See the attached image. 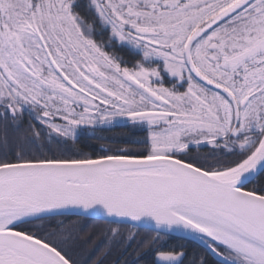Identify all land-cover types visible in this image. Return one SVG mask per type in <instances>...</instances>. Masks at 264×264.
Segmentation results:
<instances>
[{
  "label": "snow or ice",
  "instance_id": "1",
  "mask_svg": "<svg viewBox=\"0 0 264 264\" xmlns=\"http://www.w3.org/2000/svg\"><path fill=\"white\" fill-rule=\"evenodd\" d=\"M210 258L264 264V0H0V264Z\"/></svg>",
  "mask_w": 264,
  "mask_h": 264
},
{
  "label": "trees",
  "instance_id": "2",
  "mask_svg": "<svg viewBox=\"0 0 264 264\" xmlns=\"http://www.w3.org/2000/svg\"><path fill=\"white\" fill-rule=\"evenodd\" d=\"M97 135H101L104 137H107L103 143L106 146L112 147V146H124V144L131 140V139H136L139 138L140 135H142L139 132H135L131 130L130 128H125V127H113V128H108L104 129L102 131H97ZM80 147L84 149V151H99L100 150V142L95 141L93 139L88 138L87 136H84L81 138L80 141ZM209 264H213L212 259H209Z\"/></svg>",
  "mask_w": 264,
  "mask_h": 264
}]
</instances>
